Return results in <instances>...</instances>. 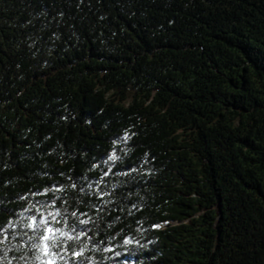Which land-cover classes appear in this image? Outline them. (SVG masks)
Returning a JSON list of instances; mask_svg holds the SVG:
<instances>
[{"label": "trees", "instance_id": "1", "mask_svg": "<svg viewBox=\"0 0 264 264\" xmlns=\"http://www.w3.org/2000/svg\"><path fill=\"white\" fill-rule=\"evenodd\" d=\"M47 260L264 264V0H0V264Z\"/></svg>", "mask_w": 264, "mask_h": 264}, {"label": "snow or ice", "instance_id": "2", "mask_svg": "<svg viewBox=\"0 0 264 264\" xmlns=\"http://www.w3.org/2000/svg\"><path fill=\"white\" fill-rule=\"evenodd\" d=\"M124 139H128L127 136L124 137ZM118 159L116 156L115 152H113L107 160L115 162ZM104 163H107V161H104ZM109 171H111V168H109ZM108 173L105 172L104 175H107ZM127 175V173H124ZM103 180V176L101 177V181ZM99 183V182H97ZM76 185L73 184V187ZM91 187V185H89ZM83 191V189H81ZM107 193H101L100 198L103 199V196L106 195ZM34 195H39V193H35ZM55 208V203L54 202H41L40 207L47 209L48 207ZM100 209L97 208V211ZM37 214L31 216L29 218L30 223L26 225V227L32 229L33 231V237L31 238L34 241V247L40 249L43 252L44 257H49V256H55L58 253L56 252V249H59L61 247H66L65 243V236L61 232L60 229L53 228L51 225L52 222H58L57 218L61 217V213L59 211H51L47 212H41L39 208H37ZM73 216L76 215V213H72ZM86 215V214H84ZM51 218V219H50ZM66 224V221L64 222ZM80 224H87L88 221L86 220H79ZM73 232H77V229L75 225L72 226L71 229ZM84 233L86 235L87 230L85 229H80L79 232L77 233V237L79 238V233ZM59 234V235H58ZM7 238V237H5ZM71 238V237H69ZM125 244L127 245H132L134 241L132 239L126 238L124 241ZM135 243L138 244V241ZM76 256L82 255L80 252L75 253ZM119 255V253H117ZM37 259H40V256L36 257ZM46 264H54L52 260H47Z\"/></svg>", "mask_w": 264, "mask_h": 264}]
</instances>
